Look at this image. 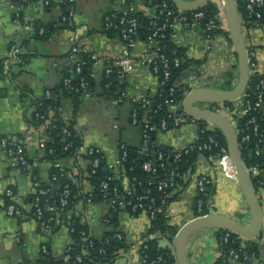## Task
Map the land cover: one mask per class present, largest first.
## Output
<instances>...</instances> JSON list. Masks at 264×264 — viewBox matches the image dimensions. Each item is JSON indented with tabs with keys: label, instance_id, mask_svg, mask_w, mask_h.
<instances>
[{
	"label": "crops",
	"instance_id": "0c3cea01",
	"mask_svg": "<svg viewBox=\"0 0 264 264\" xmlns=\"http://www.w3.org/2000/svg\"><path fill=\"white\" fill-rule=\"evenodd\" d=\"M18 2V0H0V138L11 137L13 141L23 143L32 167L42 182L50 183V172L55 163L63 165L68 177L73 180L76 191L72 213L85 223L90 233L102 238L111 228L104 222L109 212V205L103 201H88L93 185L88 177L89 163L86 158L66 157L50 161L45 150L40 147L39 138L47 131V124L36 126L33 112L35 102L43 98L46 91L59 86L64 77L74 71L76 60L81 55L72 56L74 45L87 47L97 53L99 60L94 68L102 73L105 65L114 62L124 54L126 46L120 35H110L104 29V17L111 11L122 13L128 9L123 0H71L75 15L71 24L64 23V8L60 0ZM225 14L223 0H214ZM22 6L23 20L32 24L30 28L20 26L15 21L11 5ZM25 3V4H24ZM134 13L151 17L157 6L152 1L133 0ZM37 22L47 28L45 37H35ZM248 47L257 52L259 70L264 73V27H243ZM171 41L184 49L188 59L200 61V64L185 68L178 76V85L192 89L211 87L224 89L227 73L235 72L234 85L238 81L237 55L234 46L226 38L211 40L207 38L202 26L185 27L177 23L173 26ZM19 49V59H12L11 53ZM147 49L145 39H137L131 53L140 55ZM102 79L95 80L93 94L82 96L78 110L70 99L64 98L60 111L66 120H74L75 127L85 145L101 149L108 164L116 163L120 157L121 142L131 147H138L142 142L141 131L130 122L132 103L128 99L117 100L116 91L105 90ZM124 91L128 97L142 93L155 95L158 89V77L150 67L135 62L126 78ZM239 101H234V108ZM264 115V105L262 108ZM54 111L50 113V117ZM117 124L118 128H114ZM31 136L30 140L26 138ZM195 138L193 127H180L157 134V142L168 146L187 145ZM30 171L15 168L0 144V264H43L42 246H49L57 260H65L66 248L71 236L65 228L47 232L33 213V177ZM198 171L209 172L214 178L212 213L227 215L244 225H249L251 214L248 202L238 180L226 175L216 161L203 157L199 160ZM260 177L264 181V162ZM15 192V201L22 208L20 217L10 216L1 205L5 200L6 189ZM263 206V224L261 236L251 241L257 249L250 261L231 264H264V188L258 187ZM199 197L196 180L190 181L181 197L171 206L172 217L169 221L177 231L195 216L194 205ZM119 231L124 235L126 249L116 257L115 264H142L140 245L150 225L145 213L131 216L126 211L119 214ZM159 232L150 235L158 238L159 244L172 248L168 237L159 236ZM218 233L216 228H202L195 231L187 240L185 253L191 264H217L219 259ZM18 237L21 241H18ZM147 238V237H146ZM127 255V256H126Z\"/></svg>",
	"mask_w": 264,
	"mask_h": 264
},
{
	"label": "built area",
	"instance_id": "2783aa9c",
	"mask_svg": "<svg viewBox=\"0 0 264 264\" xmlns=\"http://www.w3.org/2000/svg\"><path fill=\"white\" fill-rule=\"evenodd\" d=\"M123 1L128 5V9L122 13H117L116 11L107 13L104 17V29L106 31L113 29L118 30L127 50L124 54L116 57L113 63L105 65L102 73H98L94 68L95 62L99 60L97 53L87 47L74 45L71 48L72 56L81 55L75 63L76 75H80L82 73L88 62H92L89 77L94 80L99 78L102 79L103 77L109 79L113 73L117 74L119 78L124 79L130 72L131 67L135 62L150 67L159 79L158 89L155 95L142 93L138 96L128 97L124 90L117 91L118 101L128 99L133 105L130 122L141 131L142 142L140 153L147 158L142 164V169L145 172L153 174L158 172V167L156 166L154 158H152V154L158 153L157 161L163 160L165 156L164 152L159 149V145L161 144L158 143L156 139L158 133L186 126L193 127L195 129V138L187 145L169 146L172 149L169 151L168 157L177 162L184 156H188L192 152L198 151L202 154L203 158L209 161H216L226 175L236 178L229 152L223 150L221 151L219 141L214 134L210 133L215 128L213 123L191 116L184 110V108H181L180 103L172 104L170 99L165 100V103L170 106V109L174 114V117H169L170 122L166 117H163L161 118L160 124L157 125L152 122V117L149 115L153 97L161 95L163 88L172 78L171 67L174 66L178 68L182 64L181 58L176 57L172 60L165 56V54L160 53L161 46L159 44V38L164 37L165 31L177 23L183 24L188 28L197 25L202 26L201 21L206 16L205 11H185L177 7L176 10L168 13V15H172V20L167 18L166 21L160 23V17L163 15L164 11H158L157 8L155 13L151 16L154 21L152 22V31L146 39L147 49L140 55L134 56L131 53V49L134 47L138 39L140 25L139 20L134 15L133 0ZM44 3L49 5L50 0H45ZM11 7L14 10L16 23L20 26L30 28L32 24L22 22V6L17 5V3H13ZM242 9L243 14L240 15L243 27H264V0H242ZM188 13H190V15H188ZM74 15L75 7L73 5H69L67 12L63 14L62 21L64 23L71 24V20ZM203 28L206 32L207 38L211 40L214 39L208 36L207 33L209 31L219 28L228 30L227 18L223 13V9L219 8V13L215 17L208 19ZM44 31L45 30L42 28L40 33L42 34ZM19 52V49H14L11 53V58L19 59ZM248 53L250 66V81L248 87L242 96L236 100L239 101V105L233 110L226 109L229 114L225 115L230 119V121L232 117L236 119V126L234 127L239 139L241 152L243 153L244 148L252 145L254 154L261 157L264 155V126L261 122L262 108L264 105V73L259 70L256 50L253 47H248ZM251 81H253V85L250 89ZM80 82L81 87L84 89V96L90 97L93 94V91L88 85L87 77H82ZM64 83L70 88L72 85V78H65ZM180 86L181 85L174 82V84L170 86V95H173L175 89ZM105 87L110 89L111 82H107ZM189 92L190 91L186 92V95ZM46 94L47 96H51V91H46ZM197 105L201 108L209 109H214L212 108V105H220L221 107H224V103L211 104L202 102ZM160 109H162V104L158 106L156 112ZM241 120H244L243 125L240 124ZM200 121H204L206 124L203 126ZM114 128H118V125L115 124ZM26 139L30 140L31 136H28ZM47 142L48 132L46 131L39 138L40 147L46 150ZM0 144L6 152L13 167L30 171L31 163L23 143L13 141L11 137L8 136H2L0 138ZM70 145L71 143H69L66 147L68 148ZM119 150L120 157L118 161L116 163L108 164L100 148L83 144L78 149V156L88 160L89 166L92 167V173H97L98 169L102 165V162L108 166L111 172V175L102 179L99 185L102 201L106 202L110 208L109 212L103 219L107 225H110L111 217L119 214L121 211H126L131 216H137L145 213L148 217L150 226L158 214L164 215V217L170 221L172 217L170 206L174 202H171L170 199L176 194L178 197L177 199H179L185 190V184L192 180H196L199 192V197L197 199V212L200 214L203 213L205 207H207L210 211L214 209L215 203L212 191L214 178L209 172L198 171L200 159L196 162L194 170L189 168L187 171L181 172L176 167L172 168L170 171L164 172V178L158 183V190L160 191V195L158 196L160 202L158 203L156 197L152 195V189L148 188L143 193H139L138 187L142 185V181L138 177L132 178L128 175L126 170V163L129 158L128 145L121 142L119 144ZM206 154H208V156H206ZM90 156H93V158H90ZM54 167L58 169V174L60 176H68L67 169L60 163H55ZM160 167L165 169V162L162 161L160 163ZM246 167L253 180H256L258 187L264 188V181L260 177L262 170L261 162L250 161L248 165L246 164ZM58 174H54L52 180H57L59 177ZM180 181H184V183H181ZM114 183H117V186H115ZM119 184L122 185V189L118 188ZM33 189L35 198V217L36 219L41 220L40 223L44 230L51 233L55 228H65L71 236V234L75 231V223L72 218L73 213L68 209L72 196L71 184L65 183L61 187L58 203L52 202L51 197L49 196V189L43 186L41 180H37V178L33 180ZM57 189H59V186H57ZM4 195L9 198V201L1 200V205L5 209L6 213L14 217L22 216L23 210L15 201L14 190L12 188H8L6 189ZM92 196L93 193L91 192L88 195L89 202L92 201ZM45 210L48 213L47 216L45 215ZM224 231L226 232L221 234L218 240V260L227 264L250 261L252 259V254L246 249L244 244L240 248L227 247L234 232L230 230ZM81 236L83 240H88L85 231L81 232ZM116 236L122 238L123 234L121 232H117ZM146 239L147 238L144 237L140 245L142 264H178L174 247L171 248L173 250L172 256H174V261L170 263L168 262V257H165L162 254L151 258L149 254L144 253L147 246L143 245V243ZM243 239L245 241H252L246 240L245 238ZM18 241H21L20 237H18ZM71 244L72 238L66 248L67 253L71 249ZM42 251L44 254H49V246L44 244L42 246ZM100 253L104 254L105 251L101 249ZM82 259V255L76 256V261L80 262ZM65 260H68V255L65 256Z\"/></svg>",
	"mask_w": 264,
	"mask_h": 264
},
{
	"label": "trees",
	"instance_id": "16d2710c",
	"mask_svg": "<svg viewBox=\"0 0 264 264\" xmlns=\"http://www.w3.org/2000/svg\"><path fill=\"white\" fill-rule=\"evenodd\" d=\"M23 0H18V2H22ZM35 0H27L26 2H32ZM63 8L64 13L67 12V8L69 5H73V2L71 0H60ZM147 3H150V1L153 2L154 5L157 6V10H163L164 13L160 17V23L167 20V18L172 20V15H168L170 11H174L177 9V6L174 4L172 0H146ZM24 3V4H25ZM238 8L240 14H243L242 9V0H237ZM205 11V18L201 21L202 27L205 26V23L208 19L215 17L219 13V6L215 1H212L208 3L207 5L198 8L194 11ZM137 19L139 20V31H138V39H147L148 35L152 31V22L154 19L152 17H146L143 14L135 13L134 14ZM190 15V13H188ZM22 22H25L23 20L22 16ZM35 25V37L41 36L45 37L47 35V28L44 25H41L37 22L34 23ZM44 29V33H40L41 29ZM173 32V27H169L165 31V36L159 38V44L161 46L160 53L165 54L170 59H175L176 57L181 58L182 64L180 67L176 68L174 66L171 67L172 72V78L167 83V85L163 88L161 95H156L153 97V101L150 105L151 111L149 112V115L152 117L151 120L155 124H160L161 118L166 117L169 122V117H174L173 112L170 109V106L165 103L166 99H170L172 104H181V108L183 109V100L186 96V92L190 91L191 88L189 86H183L177 87L175 89V92L173 95H170V86L176 82L178 76L180 73L190 66L198 65L200 64V61L188 59L185 56L184 49L178 47L171 41V35ZM108 34L120 35L119 31L116 29L108 30ZM208 36L212 39H218V38H226L231 45H233L230 32L227 29L219 28L215 29L213 31H209ZM234 46V45H233ZM3 64L0 62V73L3 70ZM74 65V71L71 75H68L63 78L61 84L57 86L54 89H51V96H47L45 93L44 97L39 99L35 102V109L33 112L34 117V124L36 126L47 124V132H48V142L47 147L45 150L46 158L50 161H55L58 159L66 158V157H78V149L81 145H83L82 138L80 134L78 133L76 127H75V121L74 120H66L64 117H62L60 107L61 102L64 98H68L73 103V106L75 108V112L78 110L80 103H81V97L84 96V89L81 87V78L87 77L88 85L91 90H93L95 86V80L91 79L89 77V71L92 68V62H88L86 66L84 67L82 73L80 75H76ZM237 65L235 66V68ZM235 72L229 71L227 73V83H225L224 89H232L235 87L234 85V78H235ZM65 78H72V85L71 87H67L64 83ZM122 78H119L117 74L113 73L109 79L103 77L101 81V85L105 90L110 91H116L124 90L125 89V83L121 81ZM107 82H111L110 89H107L105 87ZM253 81L250 83V89L252 88ZM249 89V90H250ZM117 96V95H116ZM162 104V109L158 110L156 112V109L158 106ZM234 101H229L224 103V107L226 109L233 110L234 109ZM54 111V115L50 117V113ZM261 122L264 126V115L261 114ZM201 125H205L206 123L204 121H200ZM244 120L240 121V124L243 125ZM170 124V123H169ZM211 134H214L217 140L220 143V149L221 151H227L228 152V143L227 138L225 134L222 132V130L215 126L214 130L210 132ZM156 140V139H154ZM71 143V145L67 148L66 146ZM141 144L138 147H131L128 146L129 149V158L128 162L126 163V170L130 177H138L142 181V185L138 187L139 193H143L148 188L152 189V195L156 197L157 202L159 203L158 196L160 195V191L158 190V183L160 180L164 178V172L170 171L172 168H178L181 172L187 171L189 168H192V170L195 169L196 162L202 157V154L198 151L192 152L188 156H184L177 162H175L172 158L168 157L169 151H171V147L167 145H159V149L164 152L165 156L163 160L157 161L158 153H153L152 158H154V161L156 163V166L158 167V172L156 173H149L145 172L142 169L143 162L147 159L144 155L140 153ZM52 151V152H51ZM243 158L245 160V163L248 165L250 161L256 162L260 161L261 165H263L264 162V155L261 157H258L254 154V150L252 148V145L246 147L243 149ZM208 156V154H206ZM90 158H93V156H90ZM165 162L166 168L162 169L160 167L161 162ZM160 162V163H158ZM32 177L33 180L37 178V180H40L37 176V171L32 167ZM88 177L94 187L92 193V201H102L100 191H99V185L102 179H104L106 176L111 175V172L106 166L105 163L102 162L101 167L98 169L97 173H92V167H88ZM50 183L46 184L45 182L41 183L43 186L47 187L50 192V197L53 203L59 202V194L61 191V187L65 183L71 184L72 189V196L68 205V209L71 210L73 206V198L76 191L75 183L71 178H69L67 175L60 176L58 174V169L55 167H52L50 172ZM54 174H58L57 180H52V177ZM181 183H184V181H180ZM254 183L256 187L258 188V184L256 180H254ZM188 184V183H187ZM185 184V186L187 185ZM115 186H117V183H114ZM55 186H59V189L54 190ZM119 189H122V185H118ZM213 191V188H212ZM4 198L6 201H9V198L4 195ZM177 194L174 195L170 200L171 202L177 200ZM34 195H33V203H34ZM33 213L35 214V206L33 209ZM46 216L48 215L47 211ZM194 212L195 216L204 215L212 213V211L208 210L207 207H205L203 213L197 212V200L194 205ZM73 221L75 223V231L71 234L72 238V244L71 249L66 255H68V260H57L50 251L49 254H44V261L43 264H115L116 257L119 255V253L126 249V242L125 237L123 235L122 238H119L116 236L117 232L119 231V216L118 214L114 215L110 219V229L104 234L102 238H96L93 236L88 226L85 223H82L80 218L76 215H72ZM41 222V220H39ZM59 228L53 229V232L58 230ZM85 231L87 234L88 240H83L81 236V232ZM157 232H160L162 236L168 237L170 240H173L174 236L177 233V229L169 223V221L164 217L162 214H158L156 219L152 222V225L149 227L147 233L145 234V237H147L146 241L143 243V245H146L147 248L145 249L144 253L149 254L151 258H154L160 254L164 255L165 257H168V262L174 261V256H172L173 250L171 248H162L159 245L158 238H151L150 235L155 234ZM226 231L219 229L218 238L221 236V234L225 233ZM245 245L246 249L254 256L257 255V249H255L254 246H252L251 241H245L243 238H241L238 234L233 233L230 239V242L228 243L227 247H235L240 248L241 246ZM103 249L105 251L104 254L100 253V250ZM82 255L83 259L82 261H76V256ZM162 264V263H161ZM168 264V263H166ZM217 264H227L223 263L221 260L217 261Z\"/></svg>",
	"mask_w": 264,
	"mask_h": 264
},
{
	"label": "water",
	"instance_id": "95a60500",
	"mask_svg": "<svg viewBox=\"0 0 264 264\" xmlns=\"http://www.w3.org/2000/svg\"><path fill=\"white\" fill-rule=\"evenodd\" d=\"M174 4L185 11L201 8L214 0H172ZM228 31L237 55L238 81L232 89L199 87L190 90L183 100L184 110L193 117L213 123L225 134L228 143V152L232 160L236 179L248 202L251 221L244 225L236 219L219 213H209L196 216L182 227L174 236L172 243L175 248L178 264H191L185 253L188 238L202 228H216L230 230L246 240H253L261 236L263 224V206L259 197L258 188L247 170L243 159L239 139L233 123L220 110L201 108L198 103L219 104L238 100L247 89L250 81V66L248 45L243 33V25L237 0H223ZM57 190V186L54 187ZM159 236L162 234L159 232ZM162 248L167 245L159 244ZM127 256V255H126Z\"/></svg>",
	"mask_w": 264,
	"mask_h": 264
},
{
	"label": "rangeland",
	"instance_id": "374dc122",
	"mask_svg": "<svg viewBox=\"0 0 264 264\" xmlns=\"http://www.w3.org/2000/svg\"><path fill=\"white\" fill-rule=\"evenodd\" d=\"M212 108L217 109V110H220V111H222L224 114H229V113H227L226 108H225V107H221L220 105H212ZM231 117H232V116H231ZM231 121H232L233 125L236 126V119H234V118L232 117Z\"/></svg>",
	"mask_w": 264,
	"mask_h": 264
}]
</instances>
